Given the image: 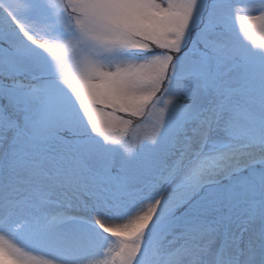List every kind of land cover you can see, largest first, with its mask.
I'll return each mask as SVG.
<instances>
[{"label":"snow or ice","instance_id":"6c2138e0","mask_svg":"<svg viewBox=\"0 0 264 264\" xmlns=\"http://www.w3.org/2000/svg\"><path fill=\"white\" fill-rule=\"evenodd\" d=\"M0 264H264V0H0Z\"/></svg>","mask_w":264,"mask_h":264}]
</instances>
